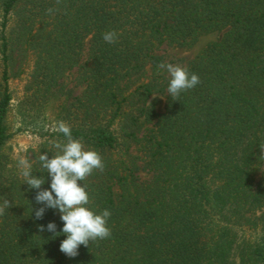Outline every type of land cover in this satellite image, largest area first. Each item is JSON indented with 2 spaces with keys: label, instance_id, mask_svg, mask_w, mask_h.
<instances>
[{
  "label": "trees",
  "instance_id": "1",
  "mask_svg": "<svg viewBox=\"0 0 264 264\" xmlns=\"http://www.w3.org/2000/svg\"><path fill=\"white\" fill-rule=\"evenodd\" d=\"M112 30L118 40L108 44ZM215 32L187 66L201 82L173 101L156 53ZM30 59L27 101L58 95L57 121L105 165L80 183L91 210L110 211L111 235L71 258L59 250V211L35 217L37 190L3 154L10 81ZM76 68L83 92L73 97L61 90ZM157 93L166 95L162 114L148 103ZM34 132L46 140L29 164L50 189L39 156L58 154L65 137L45 125ZM4 198L12 207L0 216V264H264V0H0ZM49 222L56 234L39 230Z\"/></svg>",
  "mask_w": 264,
  "mask_h": 264
},
{
  "label": "clouds",
  "instance_id": "2",
  "mask_svg": "<svg viewBox=\"0 0 264 264\" xmlns=\"http://www.w3.org/2000/svg\"><path fill=\"white\" fill-rule=\"evenodd\" d=\"M62 0H56L60 5ZM49 15L59 11V8L46 10ZM103 40L108 44H114L118 40V34L112 30L103 34ZM158 69H165L169 76L167 92L173 101H178L179 95L197 86L201 81L196 73H190L185 67L171 63H161ZM56 131L63 134L65 142L56 143L58 154L48 157L47 153L39 156L41 168L46 170L51 178L50 189L41 190L45 183L43 177H37L32 173V166L26 159H21V175L25 183L31 189H36L35 201L43 204L35 210V217L41 219L47 208L58 210L60 219L63 221L61 232L66 236L59 246V250L67 257L78 255L81 245L89 247L91 242L104 240L110 237L111 231L108 227V218L111 213L105 209L96 214L88 205L91 204L86 186L80 182L93 174L94 171L103 172L105 165L101 155L95 150H86L82 139H74L71 128L65 122L57 123ZM12 207L8 199L4 198L0 203V216ZM41 232L47 230L56 234V224L49 222L46 229L39 226Z\"/></svg>",
  "mask_w": 264,
  "mask_h": 264
},
{
  "label": "rangeland",
  "instance_id": "3",
  "mask_svg": "<svg viewBox=\"0 0 264 264\" xmlns=\"http://www.w3.org/2000/svg\"><path fill=\"white\" fill-rule=\"evenodd\" d=\"M222 33H212L204 35L198 39V41L190 47H163L157 56L162 57L163 63H171L173 65H179L187 68L188 64L210 43L217 41L221 37ZM87 59V44L84 46L81 59L78 63L82 65ZM32 67V59L27 61L26 73L20 77L12 78L10 81L11 91V105L7 117V127L10 134V138L7 141L3 154L12 163V166L21 170L19 161L26 159L29 163L32 160L34 152L39 149L41 144H44L46 138L39 137L34 132L37 127L45 125L46 130L50 132L56 129L57 121L56 114L58 113V104L55 96L54 99L43 100L35 104H30L26 97L29 96V73ZM163 85L168 87L170 76L165 69H162ZM77 68L71 71L64 82H62L63 89L61 93L66 91H72V96L81 95L83 87L76 80ZM65 95L61 97L64 99ZM166 95L157 93L149 98V104L154 106V110L157 114H162L165 110ZM63 122H65L63 120ZM66 123V122H65ZM138 156H141L137 153ZM139 165L140 162H139ZM141 181L147 182L151 178V174L145 170L138 172ZM117 191V188L114 189ZM254 237H252V240Z\"/></svg>",
  "mask_w": 264,
  "mask_h": 264
}]
</instances>
